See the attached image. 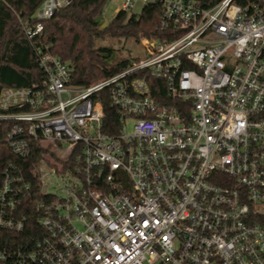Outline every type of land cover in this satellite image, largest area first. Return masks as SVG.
<instances>
[{
    "label": "built area",
    "instance_id": "obj_1",
    "mask_svg": "<svg viewBox=\"0 0 264 264\" xmlns=\"http://www.w3.org/2000/svg\"><path fill=\"white\" fill-rule=\"evenodd\" d=\"M74 1L23 22L43 81L0 96L11 152H41L3 171L0 264H264V1L124 0L118 13L160 3L169 39L142 38L147 58L81 88L41 41Z\"/></svg>",
    "mask_w": 264,
    "mask_h": 264
},
{
    "label": "trees",
    "instance_id": "obj_2",
    "mask_svg": "<svg viewBox=\"0 0 264 264\" xmlns=\"http://www.w3.org/2000/svg\"><path fill=\"white\" fill-rule=\"evenodd\" d=\"M45 0H0V96L5 89L29 88L41 85L43 73L39 69L34 51L25 37L23 22L33 21L37 9ZM108 0H75L60 10L48 21L43 22L41 41L49 45L52 53L71 68L75 87H89L127 70L139 59L119 57L109 41L141 43L142 38L150 40L169 39V34L159 29L162 7L160 3L144 5L140 14L119 12L106 26L100 22ZM205 9H211L223 0H197ZM250 1L237 0L241 5ZM145 73L136 74L141 77ZM152 95L158 101L163 99L164 89L155 88L157 81L148 79ZM160 84H162L160 82ZM105 110L104 133L115 135L120 126L119 115L112 107L108 93L100 95ZM12 123L0 121V184L3 171L9 163L29 166L40 159V151L34 152L27 161L15 156L6 143ZM30 218L24 236H31L38 228V214L26 210Z\"/></svg>",
    "mask_w": 264,
    "mask_h": 264
},
{
    "label": "rangeland",
    "instance_id": "obj_3",
    "mask_svg": "<svg viewBox=\"0 0 264 264\" xmlns=\"http://www.w3.org/2000/svg\"><path fill=\"white\" fill-rule=\"evenodd\" d=\"M124 0H108L104 6L103 15L100 18V22L103 26H106L122 9V4ZM144 5L137 4L128 13L130 14H140ZM113 44L117 50L119 57L131 58V59H145L148 56V52L142 47L141 44H136L133 42H116L109 41L106 45Z\"/></svg>",
    "mask_w": 264,
    "mask_h": 264
}]
</instances>
